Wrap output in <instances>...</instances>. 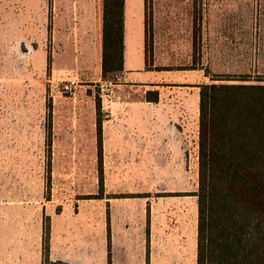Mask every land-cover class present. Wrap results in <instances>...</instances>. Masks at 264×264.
<instances>
[{
  "label": "rangeland",
  "instance_id": "rangeland-1",
  "mask_svg": "<svg viewBox=\"0 0 264 264\" xmlns=\"http://www.w3.org/2000/svg\"><path fill=\"white\" fill-rule=\"evenodd\" d=\"M52 3L0 0V122L27 125L28 135L45 128L51 141L36 162L0 164V188L18 177L17 184L40 183L60 203L78 190L88 197L103 189L98 123L107 107H127L134 113L133 160L110 165L122 173L110 187L156 188L166 197L198 189L199 85L214 74H264L257 31L264 27V0H146V83L127 82L122 71L103 77L95 29L102 0H60L55 9ZM76 71L80 83L71 96L61 83ZM153 90L156 103L147 100ZM151 110L165 134V144L153 149L146 143Z\"/></svg>",
  "mask_w": 264,
  "mask_h": 264
},
{
  "label": "crops",
  "instance_id": "crops-1",
  "mask_svg": "<svg viewBox=\"0 0 264 264\" xmlns=\"http://www.w3.org/2000/svg\"><path fill=\"white\" fill-rule=\"evenodd\" d=\"M59 3L60 0H53V8ZM89 7L92 9L90 3L87 5L90 10ZM95 11L102 71L101 4ZM257 31L260 47L264 50V27L261 25ZM146 32V0H125L122 73L127 82L146 83L151 79V70L147 68ZM89 35L87 32L86 36ZM18 70L19 74H13V82L21 76V68ZM138 73H145L147 77L142 78ZM105 110L106 118L101 124L104 188L95 190L88 197H85V191L78 190L79 195L60 203L40 183L22 187L15 182L18 177L13 178V184L0 188V264H44V227L47 219L50 223L48 258L52 262L197 264V189L178 190L166 197L164 191L156 188H111V179L121 172L112 170L110 165L121 163L123 158L126 162L133 160L136 145L132 124L134 113L127 107L111 110L107 107ZM158 115L157 110L149 113L152 130L146 143L150 149L159 148L160 140L165 144V134L164 138L159 134ZM1 118L0 115V121ZM27 128L29 126L16 124L3 127L0 122L1 165L25 159L36 162L41 157V149L51 144L47 141L45 128H36L30 135ZM23 148H31L32 151L26 152V156Z\"/></svg>",
  "mask_w": 264,
  "mask_h": 264
},
{
  "label": "trees",
  "instance_id": "trees-1",
  "mask_svg": "<svg viewBox=\"0 0 264 264\" xmlns=\"http://www.w3.org/2000/svg\"><path fill=\"white\" fill-rule=\"evenodd\" d=\"M124 5L102 0L103 77L124 68ZM199 88L197 264H264V74H214ZM44 234V264H66L49 261L48 219Z\"/></svg>",
  "mask_w": 264,
  "mask_h": 264
},
{
  "label": "built area",
  "instance_id": "built-area-1",
  "mask_svg": "<svg viewBox=\"0 0 264 264\" xmlns=\"http://www.w3.org/2000/svg\"><path fill=\"white\" fill-rule=\"evenodd\" d=\"M79 83H80L79 73L77 71L73 72L65 80L62 81L61 90L73 96L76 94V88Z\"/></svg>",
  "mask_w": 264,
  "mask_h": 264
}]
</instances>
